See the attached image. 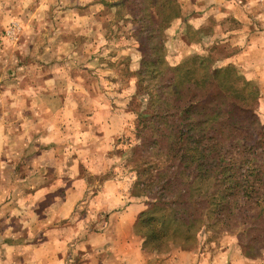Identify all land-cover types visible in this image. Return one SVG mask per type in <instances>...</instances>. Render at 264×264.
<instances>
[{"label": "crops", "instance_id": "crops-1", "mask_svg": "<svg viewBox=\"0 0 264 264\" xmlns=\"http://www.w3.org/2000/svg\"><path fill=\"white\" fill-rule=\"evenodd\" d=\"M180 1L184 18L177 24L188 17L204 39L230 41L239 49L230 62L264 84V0ZM35 89L34 83L18 85L0 120V264H264V258L245 257L235 237L213 252H145L134 226L146 205L129 198L120 180L105 177L110 165L103 144L121 134L125 120L113 113L99 122L103 138L63 145L56 120L46 122L56 110L40 111L36 103L46 99ZM86 171L105 178L92 186L82 176Z\"/></svg>", "mask_w": 264, "mask_h": 264}, {"label": "rangeland", "instance_id": "rangeland-1", "mask_svg": "<svg viewBox=\"0 0 264 264\" xmlns=\"http://www.w3.org/2000/svg\"><path fill=\"white\" fill-rule=\"evenodd\" d=\"M163 1L0 0V120H5L10 111L8 97L18 85L25 87L26 83H34L36 89L32 91L46 99L45 104L43 99L36 103L43 108L40 111L49 114L56 110L55 116H47L46 122L56 120L63 145L82 147L94 136L103 138L99 122L113 113L121 115L125 120L123 131L117 137L105 139L108 145L103 144V149H108L106 159L110 165L104 176L120 180L127 196L143 204L146 201L135 196L136 182L141 178L132 171L131 164L137 155L133 147L138 142L135 135L142 117L139 96L155 86L154 82H142L137 74L142 68L144 45L155 52L159 50L164 61L173 66L183 61L197 62L196 57L203 55L217 60L221 67L233 69V74L238 73L258 89L257 114L264 124L263 80L246 78L230 62L239 49L230 41L204 39V33L187 22L188 17L180 24L174 19L167 29L157 31L161 15L157 16L156 10H178L181 16L180 0H171L169 7L158 6ZM232 24L230 20L227 26L231 28ZM181 37L186 41H181ZM157 43L161 48L155 49ZM31 112L28 110V115ZM85 134L88 143L83 138ZM82 176L92 186L105 178L90 176L87 171ZM90 192L87 191L88 197ZM232 237L211 230L204 237L198 235L193 249L203 247L213 252L223 241H232ZM174 249L181 246L169 244L160 255ZM257 254V258H264V250Z\"/></svg>", "mask_w": 264, "mask_h": 264}, {"label": "trees", "instance_id": "trees-1", "mask_svg": "<svg viewBox=\"0 0 264 264\" xmlns=\"http://www.w3.org/2000/svg\"><path fill=\"white\" fill-rule=\"evenodd\" d=\"M166 5L171 0L158 6ZM156 12L157 31L180 18L178 10ZM146 47L137 74L155 86L139 96L142 117L131 164L141 178L135 196L146 201L134 226L144 251L163 253L169 244L190 250L198 235L212 230L234 236L245 257L257 258L264 250L258 89L211 57L173 66Z\"/></svg>", "mask_w": 264, "mask_h": 264}]
</instances>
